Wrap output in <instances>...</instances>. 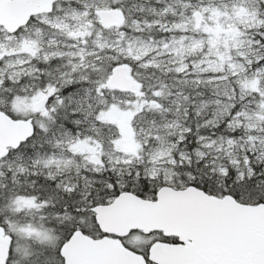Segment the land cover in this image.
<instances>
[{
    "label": "snow or ice",
    "instance_id": "1",
    "mask_svg": "<svg viewBox=\"0 0 264 264\" xmlns=\"http://www.w3.org/2000/svg\"><path fill=\"white\" fill-rule=\"evenodd\" d=\"M0 264H264V0H0Z\"/></svg>",
    "mask_w": 264,
    "mask_h": 264
}]
</instances>
